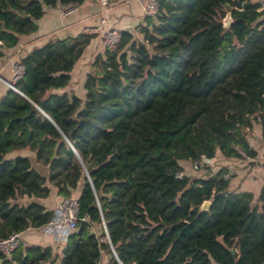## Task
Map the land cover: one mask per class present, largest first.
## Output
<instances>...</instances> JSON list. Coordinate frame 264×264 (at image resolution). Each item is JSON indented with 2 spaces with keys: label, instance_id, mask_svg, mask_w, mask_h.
<instances>
[{
  "label": "trees",
  "instance_id": "trees-1",
  "mask_svg": "<svg viewBox=\"0 0 264 264\" xmlns=\"http://www.w3.org/2000/svg\"><path fill=\"white\" fill-rule=\"evenodd\" d=\"M81 1L0 0V56L45 6ZM235 1L158 0L95 56L83 97L53 89L68 83L91 32L19 57L17 89L0 94V238L52 218L18 199L48 195V182L65 197L79 188L77 218L58 249L20 241L0 264H97L103 251L107 264H264V181L254 196L229 187L225 164L192 176L180 162L254 156V124L264 141V9L246 0L225 23ZM24 148L45 174L28 155H7Z\"/></svg>",
  "mask_w": 264,
  "mask_h": 264
},
{
  "label": "crops",
  "instance_id": "crops-1",
  "mask_svg": "<svg viewBox=\"0 0 264 264\" xmlns=\"http://www.w3.org/2000/svg\"><path fill=\"white\" fill-rule=\"evenodd\" d=\"M246 0H238L240 5H244ZM264 7V0H260ZM145 0H108L103 5L98 0H82L78 2L69 12L61 11L62 3L45 6L43 14L37 18V28L34 31L20 34L18 42L4 49L0 56V94L9 86L7 80L12 75V63L34 46L42 44L52 37H64L76 35L80 31L91 32L93 35L83 47L79 57L70 69V79L66 85L53 90H72L78 96H84L83 81L86 72L96 55L102 54L104 47L101 43V33L108 26H115L121 29L135 30L138 23L144 22L143 3ZM260 4L257 8H260ZM264 9V8H263ZM249 144L256 150L254 156H248L251 162H246L244 157H226L219 150L216 151V163L208 162L211 170H215L219 165L228 166L230 173L229 187L231 189L251 190L254 196L258 193L264 181V141L261 138L260 127L254 124L250 132L246 133ZM16 153L28 155L32 165L42 173L47 172L46 165L35 159L34 152L29 149H17L7 153L8 156ZM215 156L211 157L214 158ZM210 158V159H211ZM189 161V160H188ZM182 164V163H181ZM183 165V164H182ZM50 186L49 194L44 197L19 196V200L24 202L36 199L47 208L55 209L57 203L64 197L56 192L54 185ZM79 188L73 192L76 196ZM32 226L20 231L21 239L28 243L50 244L60 247L62 238L53 233H44L38 230L37 233L31 230ZM36 228V227H34ZM26 243V242H25ZM106 256L107 264V254ZM102 256V255H101ZM98 264V263H97Z\"/></svg>",
  "mask_w": 264,
  "mask_h": 264
},
{
  "label": "built area",
  "instance_id": "built-area-1",
  "mask_svg": "<svg viewBox=\"0 0 264 264\" xmlns=\"http://www.w3.org/2000/svg\"><path fill=\"white\" fill-rule=\"evenodd\" d=\"M101 4H107L108 0H98ZM260 1V0H259ZM261 3V1H260ZM77 2L62 3L61 11L63 13L69 12ZM158 0H145L143 3L144 14L153 15L157 10ZM264 8L260 4L261 9ZM120 37V29L115 26L106 27L101 33V43L103 47H112ZM23 64L20 60L12 63V75L10 80H7L9 86L17 89L13 82L22 74ZM241 152L242 150L239 149ZM248 157V156H246ZM181 173H179L180 175ZM228 174V173H227ZM225 173L224 175L227 176ZM77 218V202L76 196L70 195L63 197L56 205L54 214L46 223L38 226L39 230L43 232L53 233L59 238L64 239L67 233L75 227ZM20 232L14 231L6 237L0 238V251L8 254L17 244H19Z\"/></svg>",
  "mask_w": 264,
  "mask_h": 264
},
{
  "label": "rangeland",
  "instance_id": "rangeland-1",
  "mask_svg": "<svg viewBox=\"0 0 264 264\" xmlns=\"http://www.w3.org/2000/svg\"><path fill=\"white\" fill-rule=\"evenodd\" d=\"M240 6H242V5H240V3L238 2V0H236L233 4H232V6H231V9L227 12V14L224 16V19H223V21L225 22V23H227V21H228V19H230V20H233V17L231 16V10L232 9H235V8H237V7H240ZM250 130H251V128H249V132H250ZM244 159H245V161L247 162L248 161V163L249 162H251L248 158H246V157H244ZM189 159H180V162L183 164V170H184V172L185 173H188V174H190V175H192V176H202V175H206V174H208L210 171H211V168H210V166L209 165H207V163L209 162H212V164H215L216 163V156L214 157V158H205V157H203V159L202 160H200L199 162H197V163H194L192 160H189ZM208 163V164H209ZM227 174V173H226ZM228 175V174H227ZM31 230L32 231H34V232H36L37 233V231L39 230V228L38 227H36V228H34V227H32L31 228ZM41 232H43V231H41ZM45 233V232H44ZM46 233H49V232H46ZM19 240L21 241V242H23V243H28L27 241H23L22 239H21V236L19 235ZM53 248L56 250V249H58L57 248V245H55V246H53ZM105 251H103L102 252V256L100 257V259H99V261H98V264H104L105 262H106V256L103 254ZM107 254V253H106ZM108 256V255H107ZM43 264H48L47 262H44Z\"/></svg>",
  "mask_w": 264,
  "mask_h": 264
},
{
  "label": "water",
  "instance_id": "water-1",
  "mask_svg": "<svg viewBox=\"0 0 264 264\" xmlns=\"http://www.w3.org/2000/svg\"><path fill=\"white\" fill-rule=\"evenodd\" d=\"M229 21H230V19H228L227 22H229ZM208 203H209V200H208V199H204V200L201 202V204H200V206H199V209L202 210V209L207 208ZM112 249H113V248H112ZM230 250L233 251V248L230 247ZM113 251H114V249H113Z\"/></svg>",
  "mask_w": 264,
  "mask_h": 264
}]
</instances>
